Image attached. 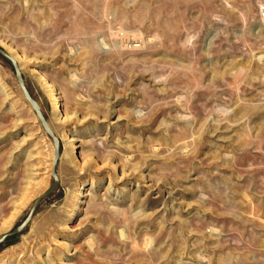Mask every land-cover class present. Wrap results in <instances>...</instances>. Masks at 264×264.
<instances>
[{
  "label": "rangeland",
  "instance_id": "obj_1",
  "mask_svg": "<svg viewBox=\"0 0 264 264\" xmlns=\"http://www.w3.org/2000/svg\"><path fill=\"white\" fill-rule=\"evenodd\" d=\"M8 47L61 145L0 264H264V0H0ZM53 152L0 55V237Z\"/></svg>",
  "mask_w": 264,
  "mask_h": 264
},
{
  "label": "water",
  "instance_id": "obj_2",
  "mask_svg": "<svg viewBox=\"0 0 264 264\" xmlns=\"http://www.w3.org/2000/svg\"><path fill=\"white\" fill-rule=\"evenodd\" d=\"M0 55L11 62L12 66L15 70L17 82H18V84H19V86H20V88L24 94L25 99L31 105L32 109L36 113V115H37L38 119L40 120L42 126L44 127L45 131L52 138L53 144H54L53 170H52V176L54 178L53 185L44 194L39 196L34 201L29 214L27 215V217L24 219V221L18 227H16L12 232L4 234L0 237V243H1V242L5 241L6 238L21 233L24 230V228L31 221V219H32L33 215L35 214L36 209H37L38 205L40 204V202L57 189V187L59 185V178H58V175L56 174V167H57L59 157H60V145H61V143H60V139L55 135L53 129L51 128V126L48 123L45 115L43 114L39 103L34 99V97L31 95L30 91L28 90V87H27L26 82L24 80L23 73H22L16 59H14L8 52H6L2 48H0Z\"/></svg>",
  "mask_w": 264,
  "mask_h": 264
},
{
  "label": "bare ground",
  "instance_id": "obj_3",
  "mask_svg": "<svg viewBox=\"0 0 264 264\" xmlns=\"http://www.w3.org/2000/svg\"><path fill=\"white\" fill-rule=\"evenodd\" d=\"M131 43H132V45H133L134 40H131ZM8 48H9V47H8ZM8 52L12 55L13 58L15 57V58L18 60V58H17L16 54L14 53V51L12 50V48H9V49H8ZM15 58H14V59H15ZM17 60H16V61H17ZM18 61H19V60H18ZM19 67H20V66H19ZM43 79H44V77H43ZM45 79H46V78H45ZM70 145H71V144H70Z\"/></svg>",
  "mask_w": 264,
  "mask_h": 264
}]
</instances>
